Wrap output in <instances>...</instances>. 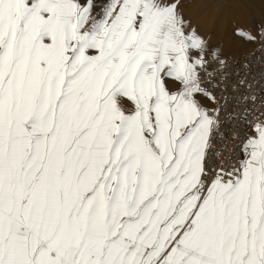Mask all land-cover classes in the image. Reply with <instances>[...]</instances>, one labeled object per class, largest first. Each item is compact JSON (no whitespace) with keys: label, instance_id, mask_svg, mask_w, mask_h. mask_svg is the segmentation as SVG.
<instances>
[{"label":"snow or ice","instance_id":"6c2138e0","mask_svg":"<svg viewBox=\"0 0 264 264\" xmlns=\"http://www.w3.org/2000/svg\"><path fill=\"white\" fill-rule=\"evenodd\" d=\"M180 3L0 0V264H264V113L210 166L225 61Z\"/></svg>","mask_w":264,"mask_h":264},{"label":"built area","instance_id":"2783aa9c","mask_svg":"<svg viewBox=\"0 0 264 264\" xmlns=\"http://www.w3.org/2000/svg\"><path fill=\"white\" fill-rule=\"evenodd\" d=\"M223 60V67L210 60L208 72L212 75L210 80H205L209 90L221 101L223 109L220 134L214 141V147L220 154L210 157V166L219 165L221 161L225 166L231 164L230 157L238 152L233 133L239 131L243 134L248 130V125L243 123L244 118L251 121L264 113V38L261 35L256 37L252 51ZM230 113L234 115L230 116Z\"/></svg>","mask_w":264,"mask_h":264},{"label":"rangeland","instance_id":"374dc122","mask_svg":"<svg viewBox=\"0 0 264 264\" xmlns=\"http://www.w3.org/2000/svg\"><path fill=\"white\" fill-rule=\"evenodd\" d=\"M180 10L208 42L209 49L220 53L221 59L253 48L255 40H252L251 47L241 50L246 39L237 34V29L258 37L261 27H264L263 0H181ZM238 48L239 51L229 53Z\"/></svg>","mask_w":264,"mask_h":264},{"label":"bare ground","instance_id":"6f19581e","mask_svg":"<svg viewBox=\"0 0 264 264\" xmlns=\"http://www.w3.org/2000/svg\"><path fill=\"white\" fill-rule=\"evenodd\" d=\"M218 1V0H217ZM223 1V0H222ZM225 2H226V0H224ZM232 1H236V0H232ZM264 1V0H263ZM223 4V3H222ZM231 4V3H230ZM228 7H232V6H228ZM239 7V6H238ZM230 13V12H229ZM251 45H252V41H249V40H246V41H244V44L240 47L241 48V50H244V49H242V48H247V47H251ZM254 47H255V41H254V46H253V48L251 49V50H249V51H246V52H250V51H252L253 49H254ZM237 51H239V48L236 50V49H234V50H231L229 53L230 54H232V53H235V52H237ZM246 52H244V53H246ZM227 53V52H226ZM220 54V53H219ZM241 54H243V53H241ZM241 54H237V55H241Z\"/></svg>","mask_w":264,"mask_h":264}]
</instances>
